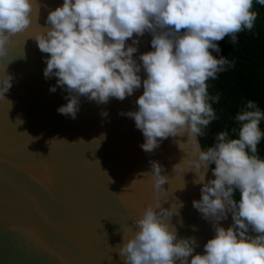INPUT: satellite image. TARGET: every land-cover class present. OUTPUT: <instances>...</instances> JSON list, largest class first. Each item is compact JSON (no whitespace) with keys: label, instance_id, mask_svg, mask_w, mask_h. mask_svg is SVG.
Masks as SVG:
<instances>
[{"label":"clouds","instance_id":"9594fccd","mask_svg":"<svg viewBox=\"0 0 264 264\" xmlns=\"http://www.w3.org/2000/svg\"><path fill=\"white\" fill-rule=\"evenodd\" d=\"M256 2L264 6V0ZM34 5L37 0H0V57L32 26ZM257 15L253 0H63L28 37L47 54L43 75L56 78L49 90L59 86L68 94L60 114L75 119L80 97L107 104L142 87L136 109L122 113L141 131V148L152 152L164 139L186 136L195 169L214 165L206 183L203 173L193 181L201 187L192 206L214 230L203 252L194 250L195 238H178L170 223L174 209L157 201L120 230L121 241L111 248L123 264H264V159L257 155L264 113L250 100L235 115V137L221 131L214 145L202 149L199 143L216 119L212 103L219 100L209 95L207 82L230 65L213 53H220L225 37L235 44L238 33L252 30ZM145 33L151 47L137 62L136 38ZM6 69L7 64L0 71L3 98L12 81ZM150 166L142 175L163 189V166ZM228 214L232 224L225 228L220 221Z\"/></svg>","mask_w":264,"mask_h":264},{"label":"water","instance_id":"95a60500","mask_svg":"<svg viewBox=\"0 0 264 264\" xmlns=\"http://www.w3.org/2000/svg\"><path fill=\"white\" fill-rule=\"evenodd\" d=\"M62 2L37 0L32 26L0 57V71L7 64L12 76L0 97V264H123L111 248L121 241L120 230L157 201L174 209L170 223L178 238H195L194 250L203 252L214 230L192 206L201 187L193 181L203 173L206 183L212 166L195 169L186 136L164 139L152 152L141 148V131L122 113L136 109L142 87L107 104L80 97L75 119L57 111L68 94L59 86L49 90L56 78L43 75L47 54L28 37ZM143 37L145 51L136 38L137 62L150 50ZM150 161L163 166V189L142 175L151 171ZM220 223L232 224L231 214Z\"/></svg>","mask_w":264,"mask_h":264},{"label":"trees","instance_id":"16d2710c","mask_svg":"<svg viewBox=\"0 0 264 264\" xmlns=\"http://www.w3.org/2000/svg\"><path fill=\"white\" fill-rule=\"evenodd\" d=\"M253 11L258 15L252 30L238 33L235 44L230 42V37H225L219 42L220 53H213L218 58L224 56L230 65L207 82L209 95H218L219 100L212 103L216 119L199 137L202 149L214 145L215 137L221 131H227L229 137L236 136L233 132L234 128H238L235 115L248 101H253L264 113V6L253 0ZM147 36L150 44L151 36L148 33ZM260 128L264 133V119ZM257 155L264 159V136L257 146Z\"/></svg>","mask_w":264,"mask_h":264},{"label":"rangeland","instance_id":"374dc122","mask_svg":"<svg viewBox=\"0 0 264 264\" xmlns=\"http://www.w3.org/2000/svg\"><path fill=\"white\" fill-rule=\"evenodd\" d=\"M139 40H140V44L142 46V49H144L143 51H145V49L147 48L146 44H145V40H144V37L141 36V37H138Z\"/></svg>","mask_w":264,"mask_h":264}]
</instances>
